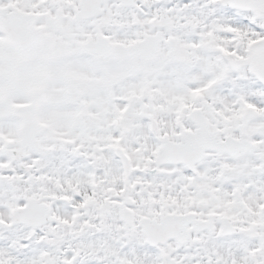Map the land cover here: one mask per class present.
I'll list each match as a JSON object with an SVG mask.
<instances>
[{"label":"snow or ice","instance_id":"snow-or-ice-1","mask_svg":"<svg viewBox=\"0 0 264 264\" xmlns=\"http://www.w3.org/2000/svg\"><path fill=\"white\" fill-rule=\"evenodd\" d=\"M0 264H264V0H0Z\"/></svg>","mask_w":264,"mask_h":264}]
</instances>
